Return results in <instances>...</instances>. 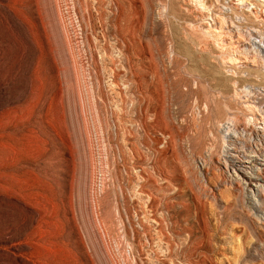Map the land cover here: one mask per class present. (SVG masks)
Segmentation results:
<instances>
[{"label": "rangeland", "instance_id": "1", "mask_svg": "<svg viewBox=\"0 0 264 264\" xmlns=\"http://www.w3.org/2000/svg\"><path fill=\"white\" fill-rule=\"evenodd\" d=\"M252 25L264 0H0V105L41 145L0 264H264V180L226 156L235 121L264 145V87L232 70L264 71Z\"/></svg>", "mask_w": 264, "mask_h": 264}, {"label": "bare ground", "instance_id": "2", "mask_svg": "<svg viewBox=\"0 0 264 264\" xmlns=\"http://www.w3.org/2000/svg\"><path fill=\"white\" fill-rule=\"evenodd\" d=\"M234 8L237 9L239 7L234 6ZM248 28L250 29L249 33L251 34L252 39L250 38L251 40L247 41L248 44H250V47L246 48V50L248 51L251 50L250 52H254L253 49L255 48L257 49L258 55H260V57L263 58L264 57V29L258 27L257 25H252V26H249ZM240 33L242 34L241 31ZM241 49L240 51H243V52L245 51L244 49L242 50ZM249 57H254V56L251 55V56H248V58ZM259 66L261 67V65H258V68H249L248 64L245 63V64L234 66L233 69L229 67L233 71L236 72L235 78H238L240 85L242 87L240 90L242 91L245 90L244 91L245 93L250 94L252 93V89H254L253 91H255L260 88L262 89L264 87V81L262 82V80H264V71ZM245 71L248 73V75L244 74ZM12 103L13 102H11V104ZM262 114L264 115V113ZM14 124L15 123H13L11 118H6L5 115H3L2 105H0V200H2L1 198H3L4 195L9 194V193L15 194L17 196H23V190H27V189L29 191L28 192L26 191L27 193L24 192L26 193L27 196L29 195L32 196L33 194L35 196V195L40 194V182H41L39 180L40 177L37 173L36 168L33 167L32 165V162L34 161V159H31L30 156L34 153V150L39 149L40 147L38 146H41V145H38V143H35V142L34 143L33 142H13ZM231 128L230 127L227 128L225 132L227 135L226 134L225 135L227 136V141H228L226 156L230 157L231 159V162L233 164L232 169L234 170L236 174L239 175V177H242L243 179L248 180L250 185H256L260 187L261 189V186L259 185H261L260 182L264 180V145H261L260 147H256L254 146L255 144L252 145L251 143H249V140L247 141V139L244 138V135L242 136V133L239 132V127L236 121H235V124L232 125ZM254 131L257 135L264 137V130L259 131V130H256L255 128ZM262 142H264V138ZM225 164H226V160H225ZM24 171L25 172L31 171L34 174H32L29 178H26V177L23 178L21 173L24 174ZM261 191H262V196L264 197L263 185H262ZM261 206L264 208V200L262 201ZM34 246H28V248L24 250L25 253L35 255L37 250L35 249L36 252H34V249L31 250V248L32 247L34 248ZM55 247H53V250ZM39 250H41V248ZM48 251H52V250H48Z\"/></svg>", "mask_w": 264, "mask_h": 264}]
</instances>
